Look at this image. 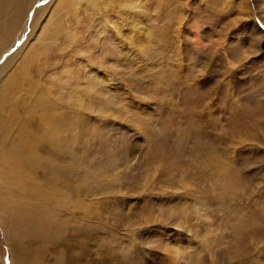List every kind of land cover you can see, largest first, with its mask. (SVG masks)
I'll return each instance as SVG.
<instances>
[{"label":"rangeland","instance_id":"374dc122","mask_svg":"<svg viewBox=\"0 0 264 264\" xmlns=\"http://www.w3.org/2000/svg\"><path fill=\"white\" fill-rule=\"evenodd\" d=\"M260 24L264 0H0V210L42 218L34 261L264 264Z\"/></svg>","mask_w":264,"mask_h":264},{"label":"bare ground","instance_id":"6f19581e","mask_svg":"<svg viewBox=\"0 0 264 264\" xmlns=\"http://www.w3.org/2000/svg\"><path fill=\"white\" fill-rule=\"evenodd\" d=\"M73 1H75V0H73ZM16 73L17 72H15V73L12 72L10 74L11 75L10 79H12L13 77L16 78L15 77ZM24 75H23V77H24ZM12 84H13V82L9 81L6 84H4L3 86H1L2 88L0 90V92H1L0 97H1V95L2 96L4 95L3 99H5L7 92L13 87ZM3 99H2V101H3ZM2 101L0 102V110H1V106L3 105ZM5 159H7V158L4 157V160ZM8 161L11 163L12 169H14L16 167V164H17V159L14 158V156L13 157L8 156ZM5 162H7V161H5ZM5 170H6L5 167L1 165L0 177H4L3 179H5V177L10 174L8 172V170H7V172H5ZM15 171H16V169L14 170V172ZM6 213H8L7 208L6 209L1 208V210H0V221H1V228H3L4 233L5 234L7 233V236H8V232L10 231V229L15 230V228H11L12 224L15 223V225H17L15 232H13L12 236H10V238L12 240H10L9 238L7 240L8 246L10 248L9 250L11 252V258L13 260V263L14 264H23L22 260L24 259V255L26 253H29L25 249V247L22 245V243L24 245H26L24 242H22V239L26 240L27 242H29L33 245H36L35 249L33 250V257H32L33 261H34L35 260L34 258L39 254V252L44 250V246L47 244V239L49 237L48 229L46 228L45 225H43L44 222H43L42 218L38 217L36 219V222L34 224V230L30 231L27 227L28 221H25V220H28L26 213L21 215L20 218H22V220L20 223L18 222V219H17L18 218L17 216H20V214L11 215V214H6ZM29 258L31 259V256ZM24 263L25 264H38L37 261L30 262V263L24 262Z\"/></svg>","mask_w":264,"mask_h":264},{"label":"snow or ice","instance_id":"6c2138e0","mask_svg":"<svg viewBox=\"0 0 264 264\" xmlns=\"http://www.w3.org/2000/svg\"><path fill=\"white\" fill-rule=\"evenodd\" d=\"M46 2H47V0H42V3H46ZM259 27H260V28H264V24H260ZM18 47H19V45H18ZM15 50H16V49H13V52H15ZM219 114H220V113H218L217 115H219ZM132 202H134V201H132ZM125 208H127V207H125Z\"/></svg>","mask_w":264,"mask_h":264}]
</instances>
